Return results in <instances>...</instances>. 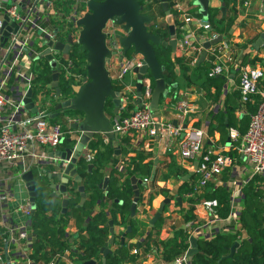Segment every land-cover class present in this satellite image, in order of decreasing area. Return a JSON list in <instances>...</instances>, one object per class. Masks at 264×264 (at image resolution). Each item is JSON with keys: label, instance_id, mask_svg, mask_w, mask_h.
Returning a JSON list of instances; mask_svg holds the SVG:
<instances>
[{"label": "built area", "instance_id": "built-area-1", "mask_svg": "<svg viewBox=\"0 0 264 264\" xmlns=\"http://www.w3.org/2000/svg\"><path fill=\"white\" fill-rule=\"evenodd\" d=\"M65 0H0V167L3 164L8 166L18 165L23 167L18 177L32 167L38 171L42 167L32 163L26 164L32 148L40 147L49 149L52 152L58 150L68 138L79 140L80 134L70 128L76 124L77 120L69 118L67 120L68 129L64 130L59 123H51L46 105L37 106V112L31 114L24 109L21 101L28 90H31L33 79V63L40 59V56L46 50L50 51L52 58L56 62V69L64 71L66 76L70 74L66 54L49 47V42L63 41L67 39L66 31L70 27L74 40L80 32L77 21L87 12L88 0H72L70 10L64 13L62 3ZM235 19L230 36H222L214 32L206 33L204 28L197 26L194 30L188 29L193 22V18L186 12L189 9L183 5L182 0H172V10L177 17L181 18L179 39L177 40L178 55L184 58L190 68L194 67L202 55L203 47L196 41V38L211 42L221 36L222 40L206 50L204 61L209 64V76L222 78L226 81L228 91L234 90L240 96V108L236 115L242 116L246 113V104H254L258 97L257 109L249 114V122L244 135L241 137L236 129L228 130V140L230 144H235L237 154L244 160L248 171H241V181L235 180L231 184L232 206L231 218L237 221V212L241 204V191L245 183L253 176H264V43L257 49L254 47L261 34H264V28L261 30L258 26H245L249 22L256 25H264V0H235L233 5ZM8 21L3 27L4 18ZM65 24H67L65 26ZM60 26L66 27V31H60ZM188 27V28H187ZM9 28V30H8ZM121 28L114 25L110 20L106 23L103 30L105 43L111 56L105 64L108 77L113 87H118L116 91L120 92L123 105L120 112H127L119 120L114 119L112 131L119 137L132 136L137 145L144 141L150 145L154 140L160 137H166L169 141L176 144L177 153L185 162H197L195 170V184L193 191L185 196L186 199H195L201 195L208 184L214 182V178L219 177L232 165V158L228 155L218 152L214 146L212 150H207L205 142L209 140L206 128H197L189 124V120L196 114L197 107L195 103L186 97L171 98L173 100L172 108L174 120L177 124L173 126L171 120L164 121L157 118L150 111V102L153 92L152 78L149 73L143 76L141 92V108L135 106L136 90L135 81L130 84L124 83V78L128 74H133L135 68L142 66L143 57L133 52L123 56V48L117 39V32ZM201 31H203L201 33ZM4 32L8 36H4ZM200 32V33H199ZM121 56H123L121 58ZM58 72V71H57ZM76 81H80L75 77ZM11 80L14 84L11 86ZM79 83V82H78ZM16 84V86H15ZM81 84V82H80ZM79 85V84H78ZM9 94V95H7ZM39 102L51 104L49 98L39 96L36 98ZM222 103V102H221ZM219 103L217 108L222 109ZM129 105L132 108L127 111ZM184 125L186 126L184 128ZM103 142L109 144V139L103 135ZM118 137V138H119ZM134 142V140H133ZM209 144H212L209 141ZM213 145V144H212ZM224 149V148H223ZM215 150H217L215 153ZM227 150V148H225ZM204 152L206 155H204ZM227 152V151H226ZM209 155H213L211 159ZM90 159V155H86ZM65 167L67 162H62ZM22 180V179H21ZM216 181V180H215ZM6 177L1 174L0 169V227L5 236L4 255H0V264H34L29 255L32 246V229L30 219L32 208L29 198L22 204L16 206V210L24 220V224L10 227L7 209L9 191L5 185ZM150 175L141 179V186L145 188L144 197L150 192ZM172 191V190H171ZM172 195V197H171ZM178 197L174 192L169 195L171 202H177ZM178 203V202H177ZM199 205L204 209L208 218L206 227H216L225 223L220 220L216 214L218 203L216 200L204 199ZM148 208V207H144ZM140 204L137 210L144 209ZM172 214V210L167 212ZM174 226L173 219L167 224L170 229ZM189 228V234L195 236L201 230L200 227L186 225ZM18 244L20 252L17 256L10 258L8 256L9 247L12 244ZM68 251H65L55 262L51 264H76L75 258H69ZM131 254L138 255L137 250L133 249ZM168 264H189L186 254L174 258Z\"/></svg>", "mask_w": 264, "mask_h": 264}, {"label": "trees", "instance_id": "trees-1", "mask_svg": "<svg viewBox=\"0 0 264 264\" xmlns=\"http://www.w3.org/2000/svg\"><path fill=\"white\" fill-rule=\"evenodd\" d=\"M137 2L143 8V11L152 10L154 6H158L162 12L159 0H137ZM168 3L172 17L175 20L177 16L171 8L172 0H168ZM223 3L226 10H230V16L219 20L211 18L209 26L213 28L212 32L229 37L235 19V12L231 5L235 3V0H223ZM71 4L72 0H65L62 3L65 14L69 12ZM162 14L164 15L163 12ZM192 17L199 19L198 15L195 16L193 13ZM174 25L180 26L176 21ZM147 29L151 34L157 35L163 42L171 40L170 31L165 22L161 25L151 22ZM179 36L180 31L177 28V40ZM154 52L157 61L164 68L162 77L166 85L160 104H164L166 97L184 99L185 97L181 93L186 92L203 93L210 102V110L207 114V136L213 145L208 142L206 143L208 146L205 144V147L215 145L225 147L227 152H222V154L230 156L233 161L229 169L225 170L221 176L214 178L220 181L221 185H216L214 180V182L208 184L206 191L201 195L188 200L190 207L180 210L181 222L177 226H172V237L160 241L159 234L167 226L169 220L173 219L172 214L166 213L152 228L147 227V229L139 226L138 221L130 217V205L134 198L131 179H142L151 174L154 165L152 154L140 150L139 146L133 144L134 142H132L130 136L119 137L117 146H112L110 143L105 144L102 136L96 135L89 141L83 157L77 163V172L82 178L81 184L76 183L74 180H69L67 184V211L65 214L61 213V200L52 201L50 181L42 176L36 167H32L30 170L34 174L35 192L37 194L35 210L29 221L33 234L29 258L34 264H51L65 251L69 252L67 255L69 258H75L76 264H84L87 261L102 264V256L99 250L109 238V221L112 220L114 225L115 220H113L112 215L117 216L122 231L112 243L113 250L111 254L106 256L105 264L144 262L151 257L152 252H155L154 259H156L157 264H168L174 258L186 254L189 249L190 234L186 225L190 223L195 228L202 224L194 214V210L195 206L204 199L217 201L216 214L225 223L218 230L213 231L209 238L197 240V251L188 258L189 264H264V176H253L243 185L240 189L241 204L239 210L236 211L237 221L230 217L232 206L231 184L237 179V168L242 166L241 158L237 154L235 146L240 142L247 129L248 115L254 113L257 109L258 97H254V104H246L247 114L237 116L236 113L240 108L239 93L234 90L228 91L224 79L210 77L207 61L190 68L187 61L180 57L177 51L172 59V51L169 47L159 45L154 47ZM85 58L86 55L80 54L78 47H73L66 57L67 61L70 62L69 71L73 77L66 76L63 70L57 69L59 73V100L74 97L73 86L80 84L86 74ZM75 77L80 79L79 83ZM51 81L52 69L49 63L43 59H38L33 66V79L31 82L33 98L43 96L52 101L55 92L53 89L47 88ZM10 82L12 86L14 84L13 80ZM152 84L154 85L153 80ZM262 85L264 86V81ZM114 89L118 90L119 88L114 87ZM219 103L222 104V109L217 108ZM54 106L52 104L47 109L48 114L53 113ZM131 108L132 105H129L127 111ZM104 111L109 117H114L112 113L113 105L110 100L105 102ZM127 114V112L121 111L120 117L122 118ZM72 115H78V112L66 111L58 118L49 119V121L62 124L64 130H66L68 129L67 120ZM199 124L200 122H197L194 126L198 127ZM230 128L236 129L240 138L237 143L227 145L228 130ZM116 150H119V155H116ZM86 155H90L91 158L87 159ZM204 155H206L205 152ZM209 157L214 158L213 155H209ZM89 165L92 166L90 172L88 171ZM170 167V164H166L162 171L158 172L156 170L154 178L150 182V192L147 197H144L145 188L138 186V204L141 207L151 209L152 200L162 193L157 187L158 178L162 173H168L177 180L178 186L174 196L181 199V204L185 203V196L193 191L195 178L191 177L179 185L187 172L184 170H170ZM106 177L109 178V182L105 194L99 188V185L103 183ZM80 185L84 187L86 194L85 203L81 207L79 206L80 195L77 190ZM119 201H121V204ZM177 207H179V204ZM71 224L74 227V233L70 231ZM182 226L185 228L183 229ZM128 227L131 231L127 233L122 243L120 235L126 233ZM2 232L3 230L0 227L1 256L4 255L5 245V236L2 235ZM137 242H139L138 247H136ZM235 243L238 244V247L233 257L224 259L229 255L230 248ZM133 249L137 250L138 255L131 254Z\"/></svg>", "mask_w": 264, "mask_h": 264}, {"label": "water", "instance_id": "water-1", "mask_svg": "<svg viewBox=\"0 0 264 264\" xmlns=\"http://www.w3.org/2000/svg\"><path fill=\"white\" fill-rule=\"evenodd\" d=\"M162 12L166 19L172 21L173 17L171 14V9L169 7L168 0H159ZM193 7L196 8L195 15H199L201 20L199 24L202 27H205L208 31V15L210 8V0H194L192 2ZM224 12V8H222ZM142 8L137 0H103L101 2H96L93 0H88L87 2V12L83 17L77 21V26L80 28L79 35L77 40H74L73 36L68 35L65 42L56 41L54 43L49 42L48 46L53 47V49L62 52L63 54L68 55L70 50L73 47L79 48L80 54H85L86 58V74L85 77L81 80V84L73 86L72 90L74 97L67 98L65 100H59L60 91L58 88L59 73L56 69V62L52 58L49 50L43 52L40 56V59H43L49 63L50 68L52 69V81L47 86L48 89H53L55 95L53 97V102L55 103L53 108V113L49 115V119L58 118L61 114L66 111H74L81 113L83 118L80 122L70 126L72 130L80 134L78 141L75 139H66L64 143L72 146L62 152L54 151L49 154V158L54 162L53 164H61L62 162H67V166L62 172L51 174L48 172L47 179L53 180L56 179L60 182L59 186L55 184L50 185V189L53 191L51 194L52 201L61 195L67 194V184L69 179H73L76 183L81 184L82 178L77 173L74 166L77 165L81 153L96 135L106 136L109 138V141L117 143L118 134L112 131V126L114 125V119L119 120V110L123 105V101L120 97V92L116 91L111 84V81L108 77L107 71L105 69V64L110 58L111 54L108 51L105 43V35L103 30L108 21L112 20L114 25L118 26L122 30L121 35H117V39L121 47L123 48V56L128 54L130 51L134 54L141 55L143 57L142 66L140 68L133 69L132 73L135 75V90H136V100L135 106L139 109L142 107L141 103V92H142V79L143 76L147 73L150 74L154 85L153 92L150 102V111L157 118L161 120V111L164 108V104H160V99L163 96L166 85L164 83L162 73L163 66L157 61L154 47L159 45L163 47H169L174 54L177 51L178 44L176 39V28L173 24L168 25L171 40L167 42L161 41V39L154 34H151L147 27L151 23V18L141 14ZM8 19L4 18L3 27H5ZM188 28V27H187ZM9 30V28H8ZM4 36H8L7 32H4ZM222 40L221 36L217 37L211 42H206L203 39L196 38L202 47L203 52L200 56V59L197 64H201L204 61L206 50L209 47L217 44ZM264 43V34H261L259 39L256 41L254 47L257 49ZM121 56V58L123 57ZM32 90H28L22 99L21 103L24 106V109L31 114L37 112L36 104L33 100ZM110 100L113 105V115L114 118L110 120L104 112L105 102ZM173 126H176V122H172ZM186 126L184 125V128ZM76 143V145H75ZM230 144V141L227 140V145ZM119 150H116V155H119ZM158 160L154 159V165L151 169V177L153 180L155 175V167ZM92 166H88V171L90 172ZM19 170L22 171L23 167H19ZM189 175H185L179 185L182 182L189 179ZM21 179L25 184L26 191L29 196V201L31 203L32 213L35 210V199L37 194L35 192L36 181L34 179V174L32 171H27L21 175ZM109 178L106 177L99 188L107 193V185ZM132 189L134 191V198L130 205V217L133 218L137 211V202L139 200V190L138 185L141 184V180L136 178L131 179ZM78 193L80 195L79 206H83L86 200V194L84 192V187L80 185L78 187ZM178 204H181V199L178 197L176 199ZM121 204V201H119ZM170 203L169 199H165L157 212H155L152 218L148 221L149 228H152L154 224L162 217V212L164 208L168 207ZM62 214H65L67 211V200L63 199L61 202ZM184 229L185 227L182 226ZM122 230H120L121 232ZM131 229L128 227L126 233L120 235V240L123 241L126 238L128 232ZM120 234V233H119ZM119 234L114 233V227L112 220L109 221V238L103 247L99 250V253L102 256V264H105V258L108 254H111L110 246L117 239ZM197 239L194 236L189 238L190 247L186 252V257L189 258L196 250ZM137 246V245H136ZM238 247V244L235 243L230 248V253L224 259H229L233 257V254ZM84 264H96L94 261H87Z\"/></svg>", "mask_w": 264, "mask_h": 264}, {"label": "crops", "instance_id": "crops-1", "mask_svg": "<svg viewBox=\"0 0 264 264\" xmlns=\"http://www.w3.org/2000/svg\"><path fill=\"white\" fill-rule=\"evenodd\" d=\"M193 1L194 0H182L184 7H185V5L187 6V8L185 7L186 11H187V9H189V11L186 13L189 14V16H191V18H193L192 13L195 15V12H196V8H194L193 4H192ZM212 2H213V0H210V6H213ZM143 12H145V11H143V8H142V12H141L142 15H143ZM229 13H230V10H229ZM195 16H197V15H195ZM192 20H193V22L188 26L189 27L188 29H190V30H194L195 27L197 26L196 22L194 21L195 19L193 18ZM153 21L154 20L151 19V22H153ZM172 21H173V25L175 24V21H176V23L180 24L181 18L176 17V19L175 20L172 19ZM245 26H258L261 28V30L264 28L263 24L256 25L252 22H249ZM175 28L177 30L178 26H175ZM117 34L121 35L122 32L119 30L117 32ZM171 58L172 59L174 58V54H172ZM135 78L136 77L134 74H130V78H129L130 82L134 81ZM15 86H16V84H15ZM181 95L183 97H186L187 99L193 101L197 107V110H196L197 112L191 118V120H189V124L191 126L195 127L194 124L197 122H200V124L197 128H203V127L206 128L208 125L207 114L210 110V102L205 98L204 94L200 93V92H193V93L186 92L184 94L181 93ZM40 103L41 104L39 106L46 105L47 107H51L49 103H45L43 101ZM172 103H173V100L171 99V97H166V99L164 101V108L161 111L162 119L164 121H168V120L173 121L174 120V113L172 111L173 110ZM36 107H37V105H36ZM39 108H41V107H39ZM106 116L110 120H112L114 118V117L113 118L109 117L108 115H106ZM107 139H109V138H107ZM133 140H134L133 144L137 145L136 142H138V141H136L135 139H132V142H133ZM109 142H110V144H112V146H117V144H118V143L111 142V141H109ZM208 142H209V140H207L205 142V144ZM75 145H76V143H75ZM206 145L208 146V144H206ZM137 146H139L140 150H143L144 152H147V153H151L153 159L158 160L157 165L155 167V172H156V170L158 172L162 171L163 167L166 164H168V165L170 164L171 165L170 170H184L187 172L186 175L190 176L189 178H191V177L195 178L196 177L195 176V170L197 168V162L196 161L195 162L183 161L177 153L176 144L173 143L172 141H169L166 137H160V138L154 140L150 145L146 144L144 141H141V142H139V144ZM86 147L83 150V152L86 150ZM214 147H215V149L218 150L219 153L227 151V150H225V147H222L220 145H215ZM207 150H211V148L208 147ZM31 153L34 156H29L26 160V164L33 162L34 164L39 165V166H44L45 164H46V166H49L51 164V162L54 163L49 158V154L51 153V150H49V149L34 147V148H32ZM215 153H217V152H215ZM82 155H83V153H82ZM241 161H242V166L239 169L244 171L247 165L243 159H241ZM47 164H49V165H47ZM20 166L21 165H18L17 168H15L12 165L8 166L6 164H3L0 167L1 174L6 177L5 185H6L7 190L9 191V194H8L9 201H8L7 209H8V213H9V218L12 219V222L9 223L10 227H14V226L19 225V224H24V220L22 219V217L19 215L18 211L15 208H16V206L22 204L24 201H26L29 198L24 182L18 177L19 172H20V170H19ZM236 176H237V178L239 176L240 178L243 179V176H241V173L238 171V168H237ZM150 177H151V174H150ZM215 184L221 185V182L216 180ZM55 185L59 186L60 183L58 182ZM177 186H178L177 180L172 178L170 176V174H168V173H162L158 178L157 187H158V190H161V191L164 189V194L160 193L155 199L152 200L151 205H150L151 209L144 208V209L137 210V217L136 218L137 219L140 218L142 221L146 220V223H147L151 219L153 214L158 211L162 202L165 199H169L168 195H170L171 192H174V193L176 192ZM188 200L189 199H186V202L183 204H180L179 207H177L178 206L177 202H175V203L171 202V204H169L168 207L164 208V210L162 212V217H164L166 215V213L169 211V209H171L172 210V216L171 217H173L174 225L175 226L179 225L181 222L180 210L182 208L188 209L190 207L189 203L187 202ZM194 214L196 215L198 220L201 221V223H202L201 227H203V228H201L199 233L194 236L197 240L209 238L212 235L213 231L218 230L222 225H224V223H223L222 225H218L216 227H211V228L206 227L205 223L207 221L208 216H207L206 212L204 211V209L199 204H197L195 206ZM112 218H114L113 220H115L113 227H114V233L117 235L120 233L121 225L119 224V221H118V218L116 215H112ZM141 227H143V226H141ZM197 227H200V225ZM70 231H71V233L75 232L73 227H72V224L70 225ZM171 232H172L171 229L169 227L165 226L159 234L160 241H165L169 237H172ZM132 242H135V241H132ZM136 245H137L136 247H138L139 242H137ZM110 250L112 251L113 248L110 247ZM19 252H20V247H18V244H16V243L12 244L9 247L8 256L10 258H13V257L17 256V254H19ZM146 254H148V253H146ZM154 258H155V252H152L151 257H149V259H147L146 261H144V262L138 261V263L135 262V263H128V264H139V263L140 264H152V261Z\"/></svg>", "mask_w": 264, "mask_h": 264}, {"label": "flooded vegetation", "instance_id": "flooded-vegetation-1", "mask_svg": "<svg viewBox=\"0 0 264 264\" xmlns=\"http://www.w3.org/2000/svg\"><path fill=\"white\" fill-rule=\"evenodd\" d=\"M101 1H103V0H100V1H97V2H101ZM218 1V3H219V5L218 6H210V8H209V15H208V21H207V23H208V27L210 28V31H208L206 28H204L205 30H204V32H206V33H210V32H212L213 31V28L211 27V26H209V21H210V19L211 18H214V20H219L220 18H223V17H229L230 16V13H229V9L228 10H226V8H225V4L223 3V0H217ZM222 8H224V12L222 11ZM219 12H221L220 14H219ZM198 17H199V19H197L198 20V24H199V22H200V20H201V17L198 15ZM195 20L194 21H196V18H194ZM199 26H201L200 24H199ZM67 30H69L71 33H72V30H71V28L69 27ZM177 31V30H176ZM71 33H69V32H66V35H72ZM52 104H55L54 102H52L51 104H50V106H52ZM50 108V107H49ZM70 118L72 119V120H77L78 122H80L81 120H82V118H83V116H82V114L81 113H78V115H72V116H70ZM70 147H72V146H70V145H68V144H64V145H62L59 149H58V151H60V152H62V151H64V150H66V149H68V148H70ZM57 151V150H56ZM52 152V151H51ZM54 152V151H53ZM85 152V151H84ZM84 152H82L83 153V155H84ZM81 153V154H82ZM83 155H81V157H83ZM80 157V158H81ZM79 158V159H80ZM50 164V163H49ZM49 164H47V165H49ZM62 165H63V163H61V164H59V163H57V164H53L52 162H51V164L49 165V166H46V164L44 165V166H41L42 167V170L41 171H38L42 176H44L46 179H47V175H48V172H50L51 174H55V173H58V172H62L63 170H64V168L67 166V164H66V166L65 167H62ZM74 168L76 169V171H77V165L76 166H74ZM78 173V172H77ZM48 180V179H47ZM69 180H73V179H69ZM138 180H141V179H138ZM50 181V183H49V187H50V185L51 184H56V183H58L59 181H57L56 179H53V180H49ZM60 183V182H59ZM57 186V185H56ZM138 186H141V184L140 185H138ZM53 193V191L51 190V194ZM66 196H67V194L66 195H61V196H59V197H57L56 199H60L61 200V202H62V200L63 199H66ZM55 199V200H56ZM139 201V200H138ZM137 205H138V202H137ZM137 217V211H136V214H135V216L133 217V219L135 218L137 221H138V219L136 218ZM138 225H139V222H138ZM140 226V225H139ZM127 236V235H126ZM110 248V247H109Z\"/></svg>", "mask_w": 264, "mask_h": 264}, {"label": "rangeland", "instance_id": "rangeland-1", "mask_svg": "<svg viewBox=\"0 0 264 264\" xmlns=\"http://www.w3.org/2000/svg\"><path fill=\"white\" fill-rule=\"evenodd\" d=\"M212 5L213 6H218L219 5V3H218V1L217 0H213V2H212ZM143 15H145V16H148V17H150L152 20H154L153 22H155V23H157V24H159V25H161V24H163V22H165L167 25H170V24H173V21H171V20H169V19H166V17H164V15L162 14V12L160 11V9L158 8V6H154L153 7V9L152 10H147V11H145V12H143ZM67 24H65V26H66ZM61 28H60V31H66V27H64V26H60ZM194 27V26H193ZM66 32H69V33H71L69 30H67ZM203 31H201V33H202ZM200 33V32H199ZM72 34V33H71ZM118 35V34H117ZM36 62V61H35ZM35 62L33 63V65L35 64ZM129 78H130V74H128V75H126L125 76V78H124V82L126 83V84H129V83H133V81L132 82H130V80H129ZM34 100V102H35V104L37 105V106H39L41 103L37 100V99H33ZM62 125V124H61ZM211 148V147H210ZM213 148H211V150H212ZM217 150H215V152H216ZM161 169V168H160ZM248 169H249V167H247L246 166V168H245V170L246 171H248ZM238 171L241 173V169H239L238 168ZM244 173H245V171H244ZM237 181H236V183L238 182V181H241L240 180V177L238 176V178L236 179ZM234 182V181H233ZM162 193L164 194V189L162 190ZM152 218V217H151ZM138 222H139V224H140V226H143L142 228H144V229H147V227H149V224H148V222L146 223V220H144V221H142L140 218L138 219ZM142 223V224H141ZM72 227H73V225H72ZM73 229H74V227H73ZM121 230H122V227H121ZM110 247H112V246H110ZM113 248V247H112ZM152 262H154L153 264H157V261H156V259H153V261Z\"/></svg>", "mask_w": 264, "mask_h": 264}]
</instances>
